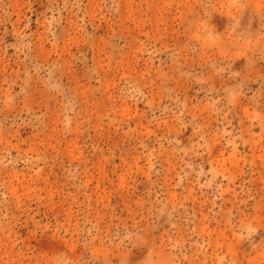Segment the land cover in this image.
<instances>
[{
	"label": "rangeland",
	"instance_id": "374dc122",
	"mask_svg": "<svg viewBox=\"0 0 264 264\" xmlns=\"http://www.w3.org/2000/svg\"><path fill=\"white\" fill-rule=\"evenodd\" d=\"M0 264H264V0H0Z\"/></svg>",
	"mask_w": 264,
	"mask_h": 264
}]
</instances>
